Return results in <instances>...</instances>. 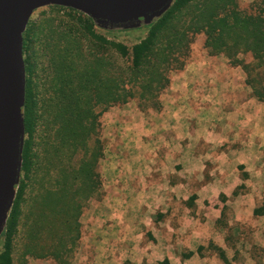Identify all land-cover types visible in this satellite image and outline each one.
<instances>
[{"label": "crops", "instance_id": "1", "mask_svg": "<svg viewBox=\"0 0 264 264\" xmlns=\"http://www.w3.org/2000/svg\"><path fill=\"white\" fill-rule=\"evenodd\" d=\"M189 59L160 110L103 114L102 196L70 264H264V101L225 55Z\"/></svg>", "mask_w": 264, "mask_h": 264}, {"label": "trees", "instance_id": "2", "mask_svg": "<svg viewBox=\"0 0 264 264\" xmlns=\"http://www.w3.org/2000/svg\"><path fill=\"white\" fill-rule=\"evenodd\" d=\"M189 8L196 10L195 15L184 23L181 33L171 34L175 26L171 28L170 25ZM70 10L84 16L87 21L80 23L87 31H92L95 23L91 18ZM33 25L30 21L24 34V53L35 27ZM148 28L151 29L149 36L132 47L133 65L127 71L118 67L123 75L126 74L125 78L119 77L120 71L117 70H112L110 78L106 80L99 77L101 71L96 60L94 83L89 80V75L84 74L80 78L78 68L77 89L70 85L67 91H54L55 95L47 105L34 100L27 85L22 177L6 230L1 237L5 238V243L0 264H14V240L21 216V203L27 189L36 181L44 188L39 201L42 208L51 206L48 195H54L55 201L56 197L61 200L59 202L63 201L69 207L64 208L68 215L76 219V228L73 222L66 224L67 234L76 230L77 237L73 242L75 254L81 239L79 194L89 191V198L94 196L99 199L102 196L98 194L100 175L97 167L103 157V145L100 141V115H96L95 108L101 102L104 114L112 107L128 103L129 98H137L142 111L160 110V95L170 84L166 75L178 53L182 52L177 46H183L182 57L187 59L195 35L204 34L205 48L210 55L223 54L233 65L242 66L253 95L264 101V0L257 4L255 14L249 15L239 10L235 0H204L197 6L195 0H177L162 18ZM111 46L125 56L130 54L122 44L111 43ZM248 55L252 57L250 62L246 60ZM240 56L243 58L240 59ZM111 65L115 67L112 69H117L113 62ZM183 67L181 63L180 70ZM100 95L104 99L101 100ZM43 216L46 217V214ZM41 220L43 222V219L35 221L32 230L37 240L47 231L46 227L41 226ZM54 259L60 264L71 263V259H57V255Z\"/></svg>", "mask_w": 264, "mask_h": 264}, {"label": "rangeland", "instance_id": "3", "mask_svg": "<svg viewBox=\"0 0 264 264\" xmlns=\"http://www.w3.org/2000/svg\"><path fill=\"white\" fill-rule=\"evenodd\" d=\"M203 1L204 0H195V5L197 6L198 3ZM262 1L263 0H235L239 6V10L248 15L255 14L257 4ZM195 12L196 10H194V8H189L181 16L176 18L173 24L170 25L171 28L175 26L171 34L176 35V32L181 33L184 30V23L186 21L188 23L190 18L195 15ZM80 21L85 23L87 19L81 14L72 12L69 8L61 9L50 6L41 8L34 13L31 22L35 27L31 31L32 35L29 41L32 53L39 65L36 71L37 74L43 66H49L48 68L52 78L54 80H67L68 88L71 85V62L72 59H76L77 73L79 68L80 78L85 76L84 74L89 75V80L94 83V71L96 69L95 67H97L95 63L97 62L96 60H98V68L101 71L99 77H105L106 80V78H110L112 70L120 71L118 67H122L121 70L127 71L129 67L133 65L132 47L145 40L151 31L148 26H145L136 30L107 32L98 29L94 22L92 31H87ZM205 40L206 36L204 34L195 35L194 43L190 45V51L196 44L199 49H206ZM111 43H119L126 46L130 54L125 56L123 52H119L112 47ZM176 48L182 52L180 54L178 53L176 60L172 63L166 75L169 80L173 71L180 70L181 63L185 66L190 60V57L187 59L182 57V53H184L183 46H177ZM241 57L243 58V56ZM246 60L250 62L252 61V57L248 55ZM112 62L113 65H116L117 69H112L115 68L112 67ZM121 72L122 71L119 72V77H127L125 76L126 74L123 75ZM129 88L130 86L128 85L127 89ZM99 97L101 100L104 99L102 95ZM128 102H135L138 105L137 98H129ZM95 113L96 115H100V141L103 145V157L97 167V172L100 175L98 194L101 195L102 179L100 174V163L103 161L105 150V144L102 138L103 104L101 102L96 106ZM43 189L42 185L36 181L27 189L26 194L23 196L21 216L16 238L14 240V264H29L31 260H43L50 264H57L59 262L54 259L56 255L57 259L63 258L64 260L66 259V261L71 259L72 256L74 257L73 242L76 241L77 234H75L76 230L73 231L72 234H67L66 224H71V222H73V227L76 228V219L68 215L66 209L69 207H66L63 201L59 202L61 200L57 197V202L55 201L54 195H48V201L51 206L47 209L46 207L42 208L39 201L40 198H42L41 191ZM89 195V191H81L79 194L81 215L78 219V225L81 227V216L88 207L89 202L94 199V196L89 198ZM44 214H46V217L43 216ZM37 219H43V222L41 220L43 223L41 226L46 227L45 230H47L46 233L40 237V240L36 239L37 235L34 237L32 234ZM4 243L5 238L0 239V254L4 250Z\"/></svg>", "mask_w": 264, "mask_h": 264}, {"label": "water", "instance_id": "4", "mask_svg": "<svg viewBox=\"0 0 264 264\" xmlns=\"http://www.w3.org/2000/svg\"><path fill=\"white\" fill-rule=\"evenodd\" d=\"M177 0H0V239L14 206L25 144L24 34L34 13L76 10L108 31L136 30L162 18Z\"/></svg>", "mask_w": 264, "mask_h": 264}, {"label": "flooded vegetation", "instance_id": "5", "mask_svg": "<svg viewBox=\"0 0 264 264\" xmlns=\"http://www.w3.org/2000/svg\"><path fill=\"white\" fill-rule=\"evenodd\" d=\"M98 29L104 30L98 27ZM28 46L24 53V59L26 64V87L30 89L31 97L39 102V104L47 105L50 103L52 96L55 95L54 91L60 92L59 90L67 91V80L63 81L62 79L54 80L50 74L49 66H43L37 74L38 62L36 61L32 49L30 47V41L28 40ZM67 72V70H66ZM38 75V76H37ZM71 86L74 85L75 89L77 83V60L72 59L71 62ZM54 90V91H53ZM61 94V93H59ZM26 105V104H25ZM25 141H26V127H25ZM25 145V144H24Z\"/></svg>", "mask_w": 264, "mask_h": 264}]
</instances>
